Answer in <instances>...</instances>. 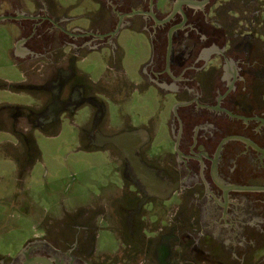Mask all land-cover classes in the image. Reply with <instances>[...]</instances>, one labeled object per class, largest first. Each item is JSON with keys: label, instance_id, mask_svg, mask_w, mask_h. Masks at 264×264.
Instances as JSON below:
<instances>
[{"label": "flooded vegetation", "instance_id": "af4514ba", "mask_svg": "<svg viewBox=\"0 0 264 264\" xmlns=\"http://www.w3.org/2000/svg\"><path fill=\"white\" fill-rule=\"evenodd\" d=\"M91 2L98 9L85 12L83 26L74 27L68 13L74 7L34 0L28 9L0 0V16L6 18L0 23L17 27L16 43L30 50L27 60L36 62L33 69L39 67L40 77L34 75L20 88L43 96L36 110L1 108L0 131L7 116L17 145L24 147L22 156L17 151L13 156L24 173L36 152L31 131L47 132L83 111L80 141L85 149L112 146L122 161L120 211L125 218L123 230L118 228L119 250L107 259L96 257L98 228L90 222V212L84 214L81 208L45 224L20 253L0 255V263L227 264L226 258L229 264H251L252 245L264 238V58L257 57L262 53L252 56V37L264 34V7L252 11V3L259 0ZM125 29L151 39L152 53L141 78L146 89L158 90L170 104L166 126L172 145L160 154L150 149L153 136L147 127L110 128L109 103L121 91L115 74L104 76L106 84L93 83L78 68L91 52L105 48L113 49L118 65ZM140 128L151 137L140 149L141 159L165 179L180 183L171 198L186 211L182 220L160 224L167 229L161 234H148L146 227L147 207L161 200L147 199L132 183L115 146L101 145L103 136Z\"/></svg>", "mask_w": 264, "mask_h": 264}, {"label": "rangeland", "instance_id": "374dc122", "mask_svg": "<svg viewBox=\"0 0 264 264\" xmlns=\"http://www.w3.org/2000/svg\"><path fill=\"white\" fill-rule=\"evenodd\" d=\"M22 1L28 9L33 8L34 0ZM56 1L63 5L79 3L74 8H64L70 9L69 15L76 20L84 16L86 9L90 13L98 9L91 0ZM160 1L163 3L165 0ZM262 7L264 0L252 3L253 12ZM84 22L75 21L73 26H83ZM17 37L18 30L14 24L0 23V109L33 107L36 110L42 104L43 96L20 88L27 82L28 72L11 54L12 48L17 46ZM253 37L252 56L262 53L257 57L264 58V34L258 33ZM119 46L123 55L118 65L114 63L113 49L105 48L91 52L84 62L78 64V68L96 83L107 74H115V79L120 81L121 91L117 96L113 94L109 103V126L113 131H120L128 125L147 127L153 136L152 152L160 154L168 151L172 145L166 126L170 104L164 102L158 90L146 89L141 78L143 64L152 53L151 39L125 29L121 32ZM33 63L36 62H32L31 72L39 78V67L34 70ZM115 89L112 87V91L115 92ZM5 118V130L0 131V255L6 257L20 253L25 243L42 233L45 224L81 208L84 214L90 212V222H95L98 228L96 257L107 259V256L117 253L120 245L118 228L123 230L121 225L125 218L120 211L121 199H118L122 191L117 189L122 186L120 154L112 146L98 151L85 149L80 141L84 137L81 129L86 119L82 111L47 132L39 129L31 131L36 152L30 155L28 168L23 173L13 156L16 151L22 156L24 147L21 142L17 145V139L12 134L13 122L7 116ZM175 200L174 197L167 201H154L147 207L148 234L153 231L165 233L167 229L160 228V224L167 225L172 220L183 219L186 212L184 205L177 206ZM156 220L157 223L153 224ZM251 259V264H264V238H257L253 243ZM223 260L229 264L226 258Z\"/></svg>", "mask_w": 264, "mask_h": 264}, {"label": "water", "instance_id": "95a60500", "mask_svg": "<svg viewBox=\"0 0 264 264\" xmlns=\"http://www.w3.org/2000/svg\"><path fill=\"white\" fill-rule=\"evenodd\" d=\"M195 4L193 1L186 3ZM6 18L1 17V20ZM85 20L83 17L72 21ZM101 145L111 144L115 146L123 155L127 167L129 178L132 183L141 188L147 199L169 200L172 195L180 188V183H172L165 179L160 172L149 167L141 159L139 152L142 146L150 140L147 130L140 128L132 131L122 132L114 136H103L100 138Z\"/></svg>", "mask_w": 264, "mask_h": 264}, {"label": "crops", "instance_id": "0c3cea01", "mask_svg": "<svg viewBox=\"0 0 264 264\" xmlns=\"http://www.w3.org/2000/svg\"><path fill=\"white\" fill-rule=\"evenodd\" d=\"M54 2H56V4L59 3V6L60 8H71V7H76V6H79V3L75 4V3H67L68 5H63V4H60L61 2H57L56 0H53ZM25 4L22 0H13V3L12 4ZM43 3V2H42ZM11 4V5H12ZM45 4V2L43 3ZM25 6V5H24ZM88 11V9H86ZM17 12V11H16ZM21 18V16H23L21 13L17 12ZM89 13H90V10H89ZM30 53V50L22 43H17V46L14 48H12V51H11V54L12 56L19 62L21 63V65H23L24 69L28 72V82H32L33 81V78H34V74H31L33 72H31V67H32V62L30 60H27V55ZM31 72V73H30ZM38 77V76H37ZM36 78V76H35ZM93 82V81H92ZM98 82H104V77H101ZM97 82V83H98ZM93 83H96V82H93ZM28 108H33V107H28ZM118 190H121L120 188L117 187ZM122 192L120 193V195L118 196V199H121V197L124 195L123 193V190H121Z\"/></svg>", "mask_w": 264, "mask_h": 264}]
</instances>
